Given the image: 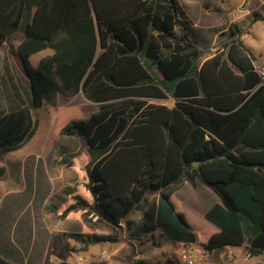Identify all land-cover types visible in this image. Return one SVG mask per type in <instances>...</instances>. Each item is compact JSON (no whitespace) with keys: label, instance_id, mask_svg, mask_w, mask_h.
Segmentation results:
<instances>
[{"label":"trees","instance_id":"obj_1","mask_svg":"<svg viewBox=\"0 0 264 264\" xmlns=\"http://www.w3.org/2000/svg\"><path fill=\"white\" fill-rule=\"evenodd\" d=\"M181 14L178 0H0V45L23 29L16 51L31 87L5 60L0 161L35 134L33 109L56 116L58 96L79 93L98 107L53 132L83 142L58 161L76 178L50 207L79 222L78 232L62 233L74 250L120 242L136 211L144 231L173 243L264 251V83L237 25L225 50L200 63ZM249 17L263 21L264 3ZM44 49L52 52L34 66L31 55ZM170 98L171 107L161 102ZM184 180L221 200L204 213L218 229L202 239L174 196ZM0 264L14 263L0 256Z\"/></svg>","mask_w":264,"mask_h":264},{"label":"rangeland","instance_id":"obj_2","mask_svg":"<svg viewBox=\"0 0 264 264\" xmlns=\"http://www.w3.org/2000/svg\"><path fill=\"white\" fill-rule=\"evenodd\" d=\"M194 1L195 0H182L183 2V8L187 10L194 11ZM241 1V0H240ZM247 1L249 0H243L242 5L239 7L242 12L245 10H248V13H251L253 10H256L260 7L255 6L259 0H250L251 2L247 4ZM233 0H230V3L232 4ZM229 3V4H230ZM218 6L214 8H220L221 13H228L229 9L226 8V4L224 5V0H221L217 3ZM223 7V8H222ZM240 10H235V16L237 18H232V22L229 21L224 22L223 25L226 29L222 30L221 33H219L214 41V50H218L222 47V45L227 41L230 35V27L234 28L235 25L238 27L240 26L243 31L250 30V25L247 26V23L250 22L249 15H241ZM233 12V11H232ZM226 14L224 16H226ZM227 19V16H226ZM258 29L260 30V34H263L264 31V22H261L258 24ZM255 28V26H254ZM190 35L192 34V31H189ZM23 36V29L19 28L17 29L9 38L8 43H3L0 45V90L3 91L4 89L1 86L2 77H5V70H4V61L8 60L12 64V70L13 73L18 76L20 81L25 85L27 91H29V82L27 79V76L25 75L22 65L20 63V58L18 56V53L16 51V46L19 43L20 39ZM192 36V35H191ZM250 37V36H249ZM257 42L263 43L264 39L261 37H256ZM264 45V44H263ZM50 49H44L40 52H37L33 54L30 57L31 63L35 66L39 58H41L44 55L50 54ZM264 53V52H262ZM263 56V55H262ZM0 91V101L3 100V94L4 92ZM4 101V100H3ZM168 103L171 101L168 100ZM59 104L62 106V109L58 111L56 116L48 114L45 108L38 107L36 109H33V117L37 121V128L35 131V134L22 146H20L17 150L8 152L5 154L4 158L0 161L1 165H4L5 167V173L0 178V196H1V202H0V256H3L2 248L4 246V238L3 235L6 230L8 232L15 231L16 235L19 233L20 230L24 231V228L27 226L31 227V235L28 236L29 244H32L34 242V251L39 245L40 241V234L36 233V228L38 225V221L35 224V207H39V211H42L44 214L47 213H54L50 210L51 206H59L65 199L66 196L63 192V188H57L54 191H52L48 197L44 201L38 199L39 195H32L31 191L26 193L24 195H19L18 193H12V196L8 194V196H5V198L2 196L4 194V188L6 186H9L8 182L11 179V173H14L17 171V168L15 167V163L24 166L23 156L26 154V152H34L33 148L37 149H43L44 147V158L46 159L49 156H56V158H63L65 156L71 157L75 154H78L82 150L83 142L82 139L70 136L69 140H72L76 143H73L72 148L60 146V142L64 141L62 139V136L57 137L58 135H54V129L56 126H58L61 122H65L66 120H69L71 118H83L84 117V110L86 108V104H88L87 101H85L83 95L79 93L76 96L68 97L64 95H59ZM45 143V144H44ZM31 149V150H30ZM29 150V151H28ZM31 155V154H30ZM29 155V157H30ZM33 156V155H31ZM13 158H15V161H13ZM14 162V164L12 163ZM60 162H58L59 164ZM61 174L64 175V171L61 168ZM35 175V177H33ZM33 175H29L25 173V179H21L18 184L24 185L25 182L31 183L34 179H41L42 172L37 168V170L34 171ZM25 181V182H24ZM56 183H59V180H53ZM5 186V187H4ZM29 189V188H28ZM16 203L19 204H25L29 205V208L33 209L30 210V212H24L23 218L20 219L19 212L17 214V218L15 220L14 224L10 223V218L12 215H15L16 208L15 206H9L8 203ZM205 204H208L207 201ZM16 205V206H17ZM20 206V205H19ZM206 206V205H205ZM7 212L8 215V224L5 225L4 219V213ZM55 214V213H54ZM29 215V216H28ZM56 216V214H55ZM54 216V217H55ZM31 218V220L29 219ZM48 218L49 222L53 221V218ZM58 217V216H56ZM55 217V221L56 218ZM203 216L200 215V213L195 212L194 217H192L191 225H193L196 229V232L198 233L199 237L202 239L203 233L207 230V227L202 223ZM28 219V220H27ZM60 219V225L61 226H69L73 222H70V220H63ZM128 220L131 222V229H126L124 231V237L120 242L117 243H100V244H94L91 245L86 251H79L74 250V248L78 247V244L73 242L68 237L63 236V232L60 234L54 235V241L53 244L56 246V254L52 257L51 255L48 256V259L46 261V264H59L61 261H68L71 264H142L139 262L145 261L144 264H183L177 258V245L167 239H165L159 232H155L154 234L152 232L144 231L139 222H138V213L136 211L132 212L128 216ZM205 221V219L203 220ZM77 227L79 226V223L77 222ZM76 227V228H77ZM69 232H78V231H69ZM135 234H133V233ZM142 241V243H140ZM28 244V246H29ZM196 245V244H195ZM10 246V245H9ZM8 246V247H9ZM197 247H200L196 245ZM11 247H13L11 245ZM201 248V247H200ZM203 254L204 251H202ZM216 253H220V250H216ZM241 256V255H239ZM264 256L262 255L259 257L258 255L252 256L250 260L245 264H251L252 262H258L260 261ZM264 260V259H263ZM18 264V263H15ZM239 264H244L242 261L239 262ZM257 264H262V262H258ZM264 264V261H263Z\"/></svg>","mask_w":264,"mask_h":264},{"label":"crops","instance_id":"obj_3","mask_svg":"<svg viewBox=\"0 0 264 264\" xmlns=\"http://www.w3.org/2000/svg\"><path fill=\"white\" fill-rule=\"evenodd\" d=\"M220 1L221 0H195L194 1V11L192 12V10L184 9L182 0H178L179 7L183 12V14H181V17L189 21V27L187 29V34L202 51L201 56H200V63L214 56L216 53L225 50V48H223L224 47L223 45L220 49L214 50L215 47L213 46H214L215 38L219 33H221L222 30L226 29L223 25L224 22L227 23V21H229L231 23L232 18L233 19L237 18V16H235L234 11L240 10L239 7L242 5L243 0L241 1L233 0L232 4L230 3V0H224V5L226 4L227 5L226 8L228 7L227 9H229V12L227 14L225 12L222 14H219L221 13L220 8L218 7L214 8L218 6L217 3ZM250 2H251L250 0L247 1V4ZM263 3H264V0H259V2L255 4V6H259V5L261 6ZM240 11L242 12V10ZM248 12H249L248 10H245L244 12L241 13V15H249L250 13ZM225 14L227 16V19H226V16H224ZM261 22H264V20L248 22L247 26L250 25L249 31L247 30L243 31L242 28L239 26L241 30L240 39L242 40L243 45L245 49L247 50L246 52L248 53V56H250L251 58L254 68L257 65H259V63L261 62V59L263 57L262 52H264V45H263L264 42L259 43L256 40V37H261L264 39V31H263V34H260V30L258 29L259 27L258 24H260ZM231 29L232 28L230 27V31ZM189 31H192V34H191L192 36L190 35ZM29 90H30V87H29ZM168 100H170L171 102L168 103L167 102ZM58 102H59V96H58ZM161 102L166 104L169 107L173 105V99L171 98L161 100ZM97 108H98L97 104L95 103L87 104V107L84 110V117L88 116L91 112L96 111ZM59 136H62L63 138H65V139H62L64 141L60 142V146H64L68 148L74 147L73 143H76V142L66 139V138H69L70 136L59 134L57 137ZM44 148L43 149L33 148L34 152H31V153L26 152V154L23 156L24 166L16 164V163L14 164L13 161H15V158H13L12 163L17 168V171H15L14 173H11L12 174L11 179L8 182L9 186H6V188H4L5 191L2 196V199L3 197L5 198V196H8V194L10 193H11L10 196H12V193H18L19 195L22 196L28 190V192L31 191L32 195H39L38 199L44 201L46 197H48L49 194L55 189L59 187L63 188L65 186H69V187L74 186V181L76 178L75 171L69 168L68 166H66V164L64 163L58 164V161L61 159V157L56 158V156H49L45 159L43 156ZM30 154L33 156H31ZM37 168H39V170H41L42 172L41 179H37V180L34 179L33 182L31 183L24 181L25 182L24 185L18 184V182L22 178L25 179V173L29 175H33L34 171L37 170ZM61 168L64 171V175L61 174ZM33 177H35V175H33ZM53 180H59V183H56L58 181L54 182ZM174 196L180 202L182 212L186 220L190 223H192L191 219L192 217H194L195 212L200 213V215L203 216L202 218H204V213L208 208H210L214 204L221 203V200L218 197V195L210 187L202 183L200 180H196L194 185L189 183L187 180H184L181 183V185L175 190ZM206 201L208 204H205ZM0 202H1V196H0ZM8 205L15 206L16 208L15 215H12L10 218L11 224L15 223L18 212H19V216L21 219L24 216V214L22 215V213L30 212V210L33 211V209L29 208V205H25V204H19L20 205L19 206L16 203L10 202L8 203ZM34 211H35L34 214L37 217V219L35 218V224L38 221V225H36L37 226L36 233H38V235L40 234L39 245L35 249V251L33 250L35 246L34 242L32 244H29L30 239L28 238V236L31 235V230H30L31 227L27 226V229L25 227L24 231L20 230L17 235L15 231L11 230L10 232H8V230H6L3 235L4 246L2 248L3 249L2 257L9 260L10 262L14 264L15 263H18V264H46L48 256L51 255L53 257L56 254L55 252L56 246H54L53 244V241L55 238L54 235L60 234L61 232L80 230V224L77 227L76 220H70V222H73V223L69 226H61L59 223L60 219H58V217H56L54 213L49 212L47 214H44L42 211H39L38 206L34 208ZM50 216H52L51 218H53L52 222H49L48 220ZM54 216L57 218L56 221H55ZM3 217H4L3 222L5 221V225L8 224L9 222H7L8 220L7 212L4 213ZM29 219L31 220L30 217ZM204 219H202V223H204V225L207 227V235H209L210 233L218 229L215 225H213L211 222L207 221L206 219L205 221H203ZM11 245L13 247H11ZM239 248L245 249V246L244 245L227 246V247L224 246L222 248L213 249L210 252L205 251L203 248L202 250L205 253L204 254L205 260L209 264H239V262L242 261V254L238 251ZM216 250H220V253L217 254ZM225 250H226L224 254L225 257L221 259L220 254L224 252ZM227 250H231V251L233 250L234 255L230 257L227 254ZM262 255H264V251L258 256L261 257ZM253 256H256V255H253ZM258 262L255 261V262H252L251 264H257Z\"/></svg>","mask_w":264,"mask_h":264},{"label":"built area","instance_id":"obj_4","mask_svg":"<svg viewBox=\"0 0 264 264\" xmlns=\"http://www.w3.org/2000/svg\"><path fill=\"white\" fill-rule=\"evenodd\" d=\"M255 71L258 73L259 77L261 78V83H264V53H263V57L261 59V62L259 63V65H257L255 67ZM177 245V258H179V260L181 261V263L183 264H209L206 260H205V256L203 254V250L200 247H197L195 244L193 243H184V242H177L175 243ZM229 246V245H227ZM226 246V247H227ZM238 251L242 254V263H247L250 258L252 257V255L250 254L249 251H247L246 249H238ZM226 250L224 252H222L220 254V258L223 259L225 256ZM227 254L232 257L234 255V251L232 250H227ZM264 256V255H263ZM264 258H262L259 262H262L263 264V260Z\"/></svg>","mask_w":264,"mask_h":264},{"label":"water","instance_id":"obj_5","mask_svg":"<svg viewBox=\"0 0 264 264\" xmlns=\"http://www.w3.org/2000/svg\"><path fill=\"white\" fill-rule=\"evenodd\" d=\"M22 68H23V66H22ZM23 71H24V73H25V75L27 76V74H26V72H25V70L23 69ZM28 77V76H27ZM30 87V86H29ZM30 89H31V87H30ZM193 165H197V163L196 162H193Z\"/></svg>","mask_w":264,"mask_h":264}]
</instances>
